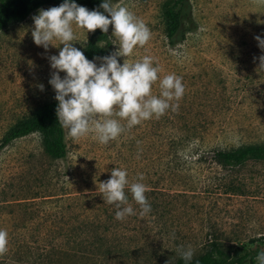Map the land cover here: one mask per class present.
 <instances>
[{
  "label": "rangeland",
  "instance_id": "1",
  "mask_svg": "<svg viewBox=\"0 0 264 264\" xmlns=\"http://www.w3.org/2000/svg\"><path fill=\"white\" fill-rule=\"evenodd\" d=\"M164 1L111 0L151 31L127 61L148 55L160 79L172 73L182 78L179 110L143 121L107 145L91 135L74 140L63 128V159L45 154L37 133L3 149L0 229L9 243L0 264H173L178 249L191 246L194 257L210 236L252 253L264 247V161L222 169L209 158L212 149L264 142V71L254 60L264 55L255 40L264 39V0H189L194 28L174 46L164 36ZM60 4L0 30V137L56 94L48 57L63 46L54 41L45 51L31 32L38 10ZM74 32L73 46L82 50L90 32ZM107 36L112 53L118 45L111 25ZM124 60L118 57L121 65ZM152 92L159 95V80ZM115 168L126 170L130 183L142 174L147 188L163 190L145 193L149 214L139 215L126 188L137 214L115 218L117 208L99 191Z\"/></svg>",
  "mask_w": 264,
  "mask_h": 264
},
{
  "label": "clouds",
  "instance_id": "2",
  "mask_svg": "<svg viewBox=\"0 0 264 264\" xmlns=\"http://www.w3.org/2000/svg\"><path fill=\"white\" fill-rule=\"evenodd\" d=\"M99 8L104 11H89L74 0H64L59 6L40 9L38 15L32 17L34 27L31 35L34 43L45 51L50 45L54 46V41L63 46H59L58 55L48 57L53 70L49 83L56 93L58 106L55 111L61 127L67 129L68 136L74 140L91 135L100 144L107 145L143 121L153 117L159 119L169 110L178 111V102L185 93V87L182 78L175 73L160 79L158 73L161 69L158 65L153 66L151 56L127 61L134 49L143 47L151 39V31L141 19L125 6H114L111 0H104ZM110 25L115 37L113 44L118 48L109 55L89 60L73 46L77 41L74 27L87 33L100 29L107 34ZM255 40L264 52V39L256 36ZM118 57L125 58L122 65ZM255 59L259 60L258 68L264 71V55ZM97 60L100 61L99 66ZM61 72L65 73L63 78ZM158 80L157 96L152 88ZM39 87L43 91L44 86L41 84ZM121 120L126 123L121 124ZM127 176L126 170L115 168L110 179L99 183L105 203L117 208V220L137 214L129 203L126 188L139 205L141 217L151 212L145 195L147 186L140 182L143 175L139 174L138 180L132 183ZM8 243V232L0 229V256L7 253ZM178 252L185 261H191L194 255L191 246L180 248ZM256 260L257 264H264V251L257 254Z\"/></svg>",
  "mask_w": 264,
  "mask_h": 264
},
{
  "label": "trees",
  "instance_id": "3",
  "mask_svg": "<svg viewBox=\"0 0 264 264\" xmlns=\"http://www.w3.org/2000/svg\"><path fill=\"white\" fill-rule=\"evenodd\" d=\"M54 2L63 3L64 0H0V30L9 24L24 20L31 12ZM74 2L89 11H104L99 8L104 0H74ZM161 14L164 36L169 46L180 43L186 33L194 28L189 0H165L162 3ZM109 44L107 34L96 29L90 32L81 51L87 59L93 60L94 57L109 55ZM55 95L51 100L35 107L28 115L17 119L3 132L0 137V152L17 138L37 133L45 154L53 159L65 157L64 129L56 116L58 101L55 100ZM209 158L222 169H235L247 161H264V142L243 144L227 149H212ZM196 160L199 161L201 158L196 157ZM147 189L148 194L163 191L155 187ZM261 251H264V247H256V253L241 245L224 247L217 237L210 236L206 239L203 251L192 257L191 261H185L177 255L173 264H243L245 262L257 264L256 256Z\"/></svg>",
  "mask_w": 264,
  "mask_h": 264
}]
</instances>
